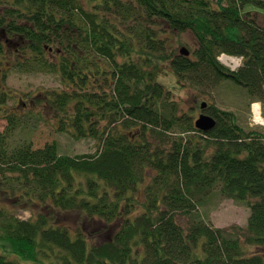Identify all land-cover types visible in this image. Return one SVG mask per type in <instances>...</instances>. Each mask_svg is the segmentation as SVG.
Returning a JSON list of instances; mask_svg holds the SVG:
<instances>
[{
	"label": "trees",
	"instance_id": "1",
	"mask_svg": "<svg viewBox=\"0 0 264 264\" xmlns=\"http://www.w3.org/2000/svg\"><path fill=\"white\" fill-rule=\"evenodd\" d=\"M251 3L264 6L0 0V57L15 43L17 68L58 78L61 87L42 95L43 105L60 131L97 148L66 155L54 142L36 149L10 142L21 118L6 111L0 194L32 215L20 219L0 208V264H264L249 250L264 245V129H246L234 112L212 105L207 112L216 123L201 131L177 115L171 91L166 96L155 82L167 62L177 81L202 93L233 80L252 101L264 99V25L245 8ZM182 32L196 42L188 55L168 46ZM220 54L241 63L230 70ZM151 138L168 150L154 151ZM214 188L249 207L245 228L205 221L201 200Z\"/></svg>",
	"mask_w": 264,
	"mask_h": 264
},
{
	"label": "rangeland",
	"instance_id": "2",
	"mask_svg": "<svg viewBox=\"0 0 264 264\" xmlns=\"http://www.w3.org/2000/svg\"><path fill=\"white\" fill-rule=\"evenodd\" d=\"M245 8L257 15L258 21L264 25V6L251 3L247 4ZM0 37L2 36L0 35ZM14 40L16 39L14 38ZM10 44L13 45L12 48L17 46L15 43ZM195 45L196 42L193 35L190 32H182L175 34L168 46H171V50L175 51L176 54H180L179 50L182 47H186L190 52ZM12 48L8 58H6L11 65H8V68L3 72L4 76L1 78L3 85L0 86V94L3 91H9L11 95H13V97L7 96L5 106L14 105L18 96L22 97L29 106L26 105L23 108V113L21 109L16 107L15 110L18 112L16 114L21 118V120L18 121L22 126L18 125L15 130L11 131L12 137L8 139V141L15 142L26 140L31 142L32 148L34 149L41 148L46 144L54 142L57 144L58 153L66 155L95 152L97 149L95 141L90 138L73 137L68 132L60 131L59 127H57V118L53 110L48 109L47 104L46 106L43 105L45 101L41 100L43 98L42 95H47L55 88L61 87L58 78L45 72L21 71L17 68V65L14 64L16 55L13 54ZM22 59L23 58H20L19 61ZM219 61L226 66L222 59H219ZM161 64L163 65L162 67L161 65L159 66L160 70L156 71L155 82L162 86L166 96L167 91H171L172 94L170 93L167 98L175 101L177 115L190 118V123L194 125L201 105L206 103V109L204 108L203 111L209 110L213 105L221 110L234 112L240 125L246 129H264V123H259L254 120L255 113L253 110V105L256 102L259 103L260 115L264 119V99L252 101L249 98L246 87L243 85L233 80H228L215 88H204L206 91L202 93L200 88L195 84L183 80L177 81L174 72L167 66V62ZM226 67H228V65ZM228 68L230 69L231 67ZM230 70H234V67ZM2 96L1 94V97ZM0 102L2 103L3 100L0 99ZM7 123V118H0L1 132L6 129L8 126ZM163 131L164 133H162L166 136L170 134L168 132H171L166 129ZM194 133L188 132L187 135ZM174 135L175 134H173V136ZM164 138V140H169L168 137ZM152 142L154 144L152 146L154 151L157 150L160 145H163L166 151L168 150L167 144H160V142L156 140ZM138 188L140 189L138 194L142 195L143 192H141V190L143 184H139ZM12 198L13 197L9 196L8 193L6 196L0 194V208H5L20 219H28L31 217V209L26 208L27 205L20 206L15 204ZM201 201H203V203L200 205V213L205 221L212 224L213 227L229 228L234 225L242 228L246 227L250 210L244 203L221 196L217 188H214L209 197L205 196ZM186 219L185 217H181L180 222L185 225L187 222ZM71 225L75 227L73 224ZM249 250L260 253L264 257V245L260 248L249 247ZM13 259L17 260L18 258L16 257Z\"/></svg>",
	"mask_w": 264,
	"mask_h": 264
},
{
	"label": "flooded vegetation",
	"instance_id": "3",
	"mask_svg": "<svg viewBox=\"0 0 264 264\" xmlns=\"http://www.w3.org/2000/svg\"><path fill=\"white\" fill-rule=\"evenodd\" d=\"M3 41H5V42H8V40L5 38ZM13 46V45H12ZM15 47V46H14ZM17 52V50L16 49H14V52ZM6 57V56H5ZM6 58H8V57H6ZM8 65H11L10 63H8V61H7V59H5L4 57H0V86H2L3 85V82H1V78L4 76L3 75V72L8 68ZM2 92V91H1ZM1 94L3 95L2 97H1ZM0 94V99H2L3 100V102L1 103L0 102V116L1 117H5V116H7L8 115V113H6V111H9L10 113L12 112L13 114H16V113H18L15 109H16V107L17 108H19V109H21V111L23 110V108L27 105V106H29V104L28 103H26L25 102V100L22 98V97H17L16 98V103L14 104V105H12V106H5V102H6V98H7V96H10V97H13V95H11V93L9 92V91H6V92H2ZM206 109V108H205ZM13 110H15V111H13ZM205 111V110H204ZM203 110H201L200 109V111H199V113H198V115L200 114V113H205V114H207V115H210L208 112H207V110L204 112ZM207 112V113H206ZM22 113H23V111H22ZM197 115V116H198ZM19 116V115H18ZM211 116V115H210ZM0 117V118H1Z\"/></svg>",
	"mask_w": 264,
	"mask_h": 264
},
{
	"label": "water",
	"instance_id": "4",
	"mask_svg": "<svg viewBox=\"0 0 264 264\" xmlns=\"http://www.w3.org/2000/svg\"><path fill=\"white\" fill-rule=\"evenodd\" d=\"M180 54L188 55L189 51L186 47H182L179 50ZM206 103H203L201 105V110H203L206 107ZM216 121L213 116L207 115L205 113H200L197 117V119L194 122L195 128L201 130V131H207L214 127Z\"/></svg>",
	"mask_w": 264,
	"mask_h": 264
},
{
	"label": "built area",
	"instance_id": "5",
	"mask_svg": "<svg viewBox=\"0 0 264 264\" xmlns=\"http://www.w3.org/2000/svg\"><path fill=\"white\" fill-rule=\"evenodd\" d=\"M219 59L220 60L222 59L224 61V63L226 64V66L228 65V67H231L230 69H232L233 67L235 69L241 63V58L240 57H231V56H227V55H224V54L219 56Z\"/></svg>",
	"mask_w": 264,
	"mask_h": 264
},
{
	"label": "bare ground",
	"instance_id": "6",
	"mask_svg": "<svg viewBox=\"0 0 264 264\" xmlns=\"http://www.w3.org/2000/svg\"><path fill=\"white\" fill-rule=\"evenodd\" d=\"M253 110H254V113H255V119L254 120L257 121V122H259V123H264V119L260 115L259 103L256 102L253 105Z\"/></svg>",
	"mask_w": 264,
	"mask_h": 264
},
{
	"label": "clouds",
	"instance_id": "7",
	"mask_svg": "<svg viewBox=\"0 0 264 264\" xmlns=\"http://www.w3.org/2000/svg\"><path fill=\"white\" fill-rule=\"evenodd\" d=\"M242 59V58H241Z\"/></svg>",
	"mask_w": 264,
	"mask_h": 264
}]
</instances>
